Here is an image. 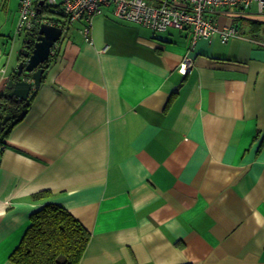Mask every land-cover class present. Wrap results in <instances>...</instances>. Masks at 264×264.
<instances>
[{
	"label": "crops",
	"instance_id": "crops-1",
	"mask_svg": "<svg viewBox=\"0 0 264 264\" xmlns=\"http://www.w3.org/2000/svg\"><path fill=\"white\" fill-rule=\"evenodd\" d=\"M20 1L0 0V93L31 54ZM103 12L61 36L6 137L0 264L49 202L91 233L79 264H264V9L215 10L227 42Z\"/></svg>",
	"mask_w": 264,
	"mask_h": 264
},
{
	"label": "built area",
	"instance_id": "built-area-1",
	"mask_svg": "<svg viewBox=\"0 0 264 264\" xmlns=\"http://www.w3.org/2000/svg\"><path fill=\"white\" fill-rule=\"evenodd\" d=\"M39 1H20L17 32L31 33L48 24L60 27L64 36L74 21L84 19L90 23L105 6H111L118 18L148 27L154 32H165L169 28L190 29L194 42L199 38H211L215 33L227 42L239 35V30L233 24L220 27L213 17L215 10L224 8L235 15H243L254 3L264 9V0H43V5H39ZM44 5L54 11L52 16L41 13L42 10L38 12V8L42 9ZM81 31L90 42V26ZM58 50L57 42L51 56L56 55ZM192 64V59L186 58L182 67L187 70ZM3 148L0 146V156Z\"/></svg>",
	"mask_w": 264,
	"mask_h": 264
},
{
	"label": "trees",
	"instance_id": "trees-1",
	"mask_svg": "<svg viewBox=\"0 0 264 264\" xmlns=\"http://www.w3.org/2000/svg\"><path fill=\"white\" fill-rule=\"evenodd\" d=\"M41 10L49 16L54 12L46 5ZM34 32L29 33L28 56L34 47L37 31ZM47 62L43 67L46 68ZM34 93L35 90L27 100L10 97L9 90L0 93V146L5 147L11 129L25 117ZM30 220L20 243L10 255L14 264L80 263L91 233L63 204L46 203L32 212Z\"/></svg>",
	"mask_w": 264,
	"mask_h": 264
},
{
	"label": "water",
	"instance_id": "water-1",
	"mask_svg": "<svg viewBox=\"0 0 264 264\" xmlns=\"http://www.w3.org/2000/svg\"><path fill=\"white\" fill-rule=\"evenodd\" d=\"M43 4V0L39 1V5ZM38 12H41L40 7L38 8ZM36 34L34 47L28 60L19 63L15 75L9 79L6 85L10 97L16 96L19 99L27 100L32 90L40 86L45 71L43 65L50 59L51 50L55 46V43L61 40L62 29L43 24Z\"/></svg>",
	"mask_w": 264,
	"mask_h": 264
},
{
	"label": "rangeland",
	"instance_id": "rangeland-1",
	"mask_svg": "<svg viewBox=\"0 0 264 264\" xmlns=\"http://www.w3.org/2000/svg\"><path fill=\"white\" fill-rule=\"evenodd\" d=\"M112 9H113V7H109V8H108V7H104V8H103V10H104L103 13H104L105 15H108V16H110V17H112V18L115 19L116 17H115V15H114V13L111 11ZM48 14H50V13L48 12ZM80 24H81V25H84V22H83V21H80V23H79V20H77V22L71 24V26L69 27L68 33H66V36L68 37V36L70 35V33H73V32L75 31V28L78 27V25H80ZM135 24H136V23H135ZM85 25H86V23H85ZM63 37H64V36H63ZM63 37H62V38H63ZM62 38H61V40H62ZM61 40H60V41H61ZM60 41H59V42H60Z\"/></svg>",
	"mask_w": 264,
	"mask_h": 264
}]
</instances>
